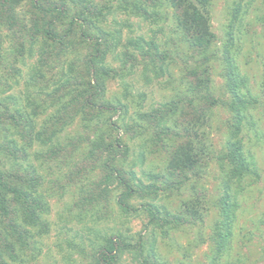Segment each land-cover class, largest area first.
<instances>
[{"label": "trees", "instance_id": "obj_1", "mask_svg": "<svg viewBox=\"0 0 264 264\" xmlns=\"http://www.w3.org/2000/svg\"><path fill=\"white\" fill-rule=\"evenodd\" d=\"M25 1L0 0V264L19 260L20 253L34 239L32 229H37L39 234L47 232L45 216L49 204L41 192L43 177L31 160L32 152L35 147H51L45 153L34 152L35 159L60 158L66 153L60 144V134L78 117L94 128L80 140L89 142L91 154L102 150L111 152L102 162L103 181L105 185L118 182L122 187L117 203L123 213L138 211L132 204L133 199L144 200L140 207L149 223L164 233L203 220L207 210L203 180L214 158L205 127L218 102L213 92L209 55L216 39L210 21L213 0H164L192 49L194 64L184 66L185 94L142 114L150 136L143 143L141 158L148 148L167 154L166 170L149 174L148 184L132 168H125L128 146L116 138L111 142L105 140L107 132L103 127L109 130L110 118L124 108L121 100L111 102L106 94L111 80L124 81L134 67H142L148 83L152 80L151 74L155 78L163 77L172 60L170 53L163 51L153 39H125L123 24L119 22V27H107V7L93 0H28L29 17L22 21L17 7ZM153 5L154 0H122L125 9L144 19L157 16L156 12L149 11ZM5 29L13 32L11 37L16 44L19 41V47L6 48ZM26 41H30L28 49ZM232 45H228L223 56L226 86L232 96L228 106L234 122L230 125V139L223 156L230 174L224 182L225 195L221 202L226 222L225 229L217 234L218 255L224 254L232 236L231 182L252 172L240 138L250 100L241 94L245 84L230 52ZM69 55H73V60L63 65V59ZM109 58L117 63L115 68ZM32 59L36 61L31 65L25 89L21 97L17 96L13 91L20 86V66H26V60ZM261 92L264 95V68ZM43 115L44 119L39 122ZM118 156L121 158L117 160ZM188 187L191 195L176 212L158 204L163 192L178 193ZM96 198L91 197L90 201ZM131 247L120 235L108 237L96 253L95 264H118ZM139 252V264H167L157 255L154 244L146 253Z\"/></svg>", "mask_w": 264, "mask_h": 264}, {"label": "rangeland", "instance_id": "obj_2", "mask_svg": "<svg viewBox=\"0 0 264 264\" xmlns=\"http://www.w3.org/2000/svg\"><path fill=\"white\" fill-rule=\"evenodd\" d=\"M93 1L107 7V27H119V22L124 26L121 27L125 39H153L172 57L167 73L160 78L151 74L150 83L143 76L141 66L134 67L132 74L124 81L116 78L108 83L106 98L111 102L121 100L124 108L111 118L110 115L106 116L110 118L113 129L103 127L107 132L105 140L111 142L116 138L128 146L125 168H132L148 184L151 182L149 174L164 173L166 170L167 154L148 148L144 158H141L143 143L150 136L142 114L187 92L183 74L184 66L194 64L192 49L177 26L171 7L164 0H154L155 6H150L149 11L156 12L157 16L150 19L138 17L131 9H125L122 0ZM29 9L28 0L17 7L22 21H27ZM210 21L216 36L209 50L212 57L211 78L218 102L205 127L214 158L203 180L207 196L203 220L164 233L149 223L146 212L140 207L144 200L133 199L132 204L138 207V211L123 213L117 203L122 187L118 182L105 185L103 181L102 162L109 158L111 152L102 150L91 154L89 142L80 140L90 135L94 128L92 124L88 127L87 122L78 117L60 134V144L66 151L60 158L54 161L36 160L34 152L45 153L51 147L33 149L31 160L43 177L41 192L49 204V212L45 216L48 230L39 234L37 229H32L34 239L30 247L22 253L18 251L19 260L12 264H95L96 253L104 239L113 235H120L132 245L131 251H126L118 264H139V250L146 253L151 244L167 264H231L235 261L264 264V95L261 92L264 0H213ZM3 34L6 48L19 47V41L16 44L11 37L12 31L5 29ZM26 42L25 48L28 49L30 41ZM230 43L233 44L230 52L245 84L241 94L250 100L244 112L240 138L252 172L239 181L231 182L234 212L232 236L224 254L218 255L217 234L225 229L226 222L221 202L225 195L224 182L230 174V167L223 156L230 139V125L234 122V114L228 106L232 96L226 86L223 62ZM63 60V65H67L73 60V55ZM35 61L26 60L27 65L20 66V86L13 91L17 96H22ZM108 61L114 68L117 66L112 58ZM43 119L44 115L38 121ZM118 157L117 160L121 158ZM190 195L189 187L178 193L163 192L158 204L176 212ZM91 197L98 198L91 202ZM8 261L11 262L9 258Z\"/></svg>", "mask_w": 264, "mask_h": 264}]
</instances>
